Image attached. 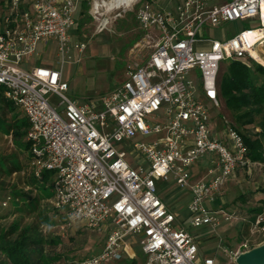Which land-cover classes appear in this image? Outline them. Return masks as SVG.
<instances>
[{"label": "built area", "instance_id": "2783aa9c", "mask_svg": "<svg viewBox=\"0 0 264 264\" xmlns=\"http://www.w3.org/2000/svg\"><path fill=\"white\" fill-rule=\"evenodd\" d=\"M82 2L0 3V97L19 109L28 124L24 140L30 145L33 176L43 181L42 172H52V203L63 212L62 229L79 222L105 232L94 256L59 264H102L124 254L137 264L124 241L129 234L145 255L142 264H216L213 257L199 256L195 236L174 224L156 181L171 175L191 194L190 226L213 227L224 212L206 209L204 201L221 196L238 169L250 176L253 167H264L249 159L237 129L230 128L225 140L210 137L208 107L219 106L217 78L223 62L248 58L264 65L253 54H264V0H182L171 9L148 0H86L98 33L130 12L142 37L133 45L135 58L120 85L96 100H76L66 94L63 65L71 49L81 53L85 47L73 43L68 33ZM233 21L256 26L228 37L207 36L210 28ZM50 41L57 64L32 66L38 43ZM144 49L149 51L143 54ZM137 137L141 140L133 141ZM122 144L130 155L139 154L147 168L131 165ZM206 155L214 166L193 176L189 168ZM250 225L249 236L258 233L264 242V206ZM258 244L243 237L224 253L235 262Z\"/></svg>", "mask_w": 264, "mask_h": 264}, {"label": "rangeland", "instance_id": "374dc122", "mask_svg": "<svg viewBox=\"0 0 264 264\" xmlns=\"http://www.w3.org/2000/svg\"><path fill=\"white\" fill-rule=\"evenodd\" d=\"M152 6L171 9L182 0H148ZM228 0H217L225 2ZM81 6L74 13V24L68 33L73 37V43L82 42L84 49L79 53L71 49L69 58L65 56L66 62L63 65V80L68 85L66 94L76 100H96L100 94L106 93L113 87L120 85L125 78V71L131 66L135 58L133 45L142 37L138 23L133 13H127L124 17L118 18L110 24L106 30L98 33L95 23L87 12L80 13ZM248 21L226 22L214 28H210L207 36L220 38L232 36L243 27H253ZM50 41L47 46L38 43L36 54L32 57V66L57 64L56 47ZM148 49L142 50L143 54ZM257 60L264 64V54L259 52L260 57L253 52ZM248 67L257 74L254 69L256 65L264 68V65L248 58H240ZM224 63L218 74L224 71ZM27 67V64L23 65ZM261 82L259 78L258 83ZM193 84L198 88V81L193 79ZM210 110L209 130L211 138L225 140L230 128H235L241 133L255 134L260 132L261 123L264 124V113L254 115V123L243 126L236 120V113L228 111L223 103L219 102L218 107L208 104ZM15 116V118H12ZM0 117L5 121V126L0 127V161L16 166L11 173L0 174V241L11 240L18 237L19 233L38 234L43 239V256L49 258L55 254L60 259H78L85 256H94L102 246L105 232H98L86 228L82 223H75L68 228H61L63 225V212L57 210L52 203V180L39 183L34 180L33 166L28 162V152L21 145L24 137L16 138L14 133L8 129L7 124L25 122L24 116L19 109L14 108L9 112L6 108H0ZM18 131V130H16ZM142 139L143 141H150ZM141 140L140 137L133 139ZM262 149L264 151V137L262 138ZM127 153L126 160L131 165H141L147 168L144 159L137 153L129 154L131 149L122 144L120 146ZM210 156L199 158L189 171L193 176L205 173L206 169L214 166ZM264 163V162H263ZM156 189L160 198L170 212L175 216L174 224L184 227L195 236L198 242L199 256L213 257L216 264H235L231 262L224 253V248L235 249L243 237H249L252 243L262 244L263 237L255 233L250 235L252 218L257 212L255 208L261 206L260 200L255 199V193L264 190V167L259 173L250 178L237 175L225 182L223 193L215 197L213 201H204L206 209L222 210L224 213L218 215L219 224L216 226H190V214L188 205L191 194L186 188L176 185L171 175L167 180L156 181ZM11 195V200L5 205L2 204L5 195ZM249 196V197H247ZM244 197L246 199H244ZM253 199H251V198ZM27 207L29 210H27ZM11 230V232H10ZM132 234L125 237L131 251L136 256L137 264H142L145 255L141 253L138 242H133ZM135 238H138L136 236ZM57 241V242H56ZM60 242V243H58ZM262 242V243H261ZM58 243V244H57ZM256 245V246H258ZM255 247V246H254ZM52 261L49 264H59L62 260ZM102 264H135L134 260L123 255L120 260L108 259Z\"/></svg>", "mask_w": 264, "mask_h": 264}, {"label": "trees", "instance_id": "16d2710c", "mask_svg": "<svg viewBox=\"0 0 264 264\" xmlns=\"http://www.w3.org/2000/svg\"><path fill=\"white\" fill-rule=\"evenodd\" d=\"M3 1L4 0H0V3ZM81 7V13L87 12L88 7L86 5V0H83ZM224 63L226 62H223L222 65ZM254 71L257 74L253 73V70L241 60H231L227 61L224 71L221 75L218 74L217 78L219 102L223 103L228 111L236 113V120L243 126L253 124L255 121L254 115L264 113V68L260 65H256ZM259 78L261 79L260 83H258ZM0 108H6L9 112H12L16 107L0 97ZM12 118H15V116ZM5 125L4 119L0 117V127ZM7 126L9 131L11 130L12 133H14V137L22 138L25 136L28 124L25 120V122H21L20 124L12 122L7 124ZM240 134L248 148V157L252 161L264 162V151L262 149L264 124L261 123L260 132L258 133L248 135L240 132ZM23 141L21 145H23L24 149L28 152L30 145L25 140ZM31 161L32 157L29 154L28 162L31 164ZM15 169L16 166L13 164L11 165L9 162L7 164L0 161V174L11 173L15 171ZM42 175L43 181L46 183L51 179L52 172L43 171ZM34 180L37 179L34 177ZM39 183H42V181H39ZM262 193H264V190ZM255 197V199L260 200L261 203L260 207L254 209L255 212L259 213L264 206V194L260 195L255 193ZM11 199V195L9 194L5 195L3 198V200L7 202ZM244 199L246 198L244 197ZM27 210H29L28 207ZM42 243L43 239L41 236L32 233L24 236L21 232L15 239H3L0 241V264H49L52 261L60 259V255L58 254L45 258L43 256ZM60 260H62V257Z\"/></svg>", "mask_w": 264, "mask_h": 264}, {"label": "water", "instance_id": "95a60500", "mask_svg": "<svg viewBox=\"0 0 264 264\" xmlns=\"http://www.w3.org/2000/svg\"><path fill=\"white\" fill-rule=\"evenodd\" d=\"M235 264H264V242L240 253L235 259Z\"/></svg>", "mask_w": 264, "mask_h": 264}, {"label": "crops", "instance_id": "0c3cea01", "mask_svg": "<svg viewBox=\"0 0 264 264\" xmlns=\"http://www.w3.org/2000/svg\"><path fill=\"white\" fill-rule=\"evenodd\" d=\"M177 2H179V1H177ZM159 7H162L163 6V4H162V6L161 5H158ZM162 8H164V7H162ZM80 13H81V10H80ZM81 15H82V13H81ZM250 159V158H249ZM251 160V159H250ZM252 161V160H251ZM252 162H255V161H252ZM252 173H251V175L250 176H245L244 174H243V172L241 171V169H238L237 170V173H236V175H235V177L237 176V175H240V176H244V177H247V178H250V177H252V176H255V175H257L258 173H259V170L258 169H256V167H253L252 168V171H251ZM263 192V191H262ZM262 192H256V194H264V193H262ZM164 202V201H163ZM167 207V206H166ZM197 244H198V242H197ZM131 249V248H130Z\"/></svg>", "mask_w": 264, "mask_h": 264}]
</instances>
